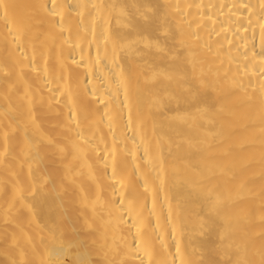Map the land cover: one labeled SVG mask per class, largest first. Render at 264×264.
I'll list each match as a JSON object with an SVG mask.
<instances>
[{"label": "bare ground", "instance_id": "bare-ground-1", "mask_svg": "<svg viewBox=\"0 0 264 264\" xmlns=\"http://www.w3.org/2000/svg\"><path fill=\"white\" fill-rule=\"evenodd\" d=\"M0 264H264V0H0Z\"/></svg>", "mask_w": 264, "mask_h": 264}]
</instances>
